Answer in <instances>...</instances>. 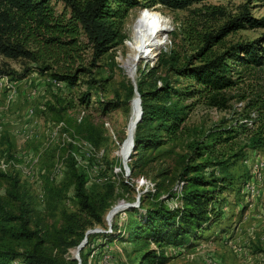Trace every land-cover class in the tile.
I'll use <instances>...</instances> for the list:
<instances>
[{"label":"rangeland","instance_id":"374dc122","mask_svg":"<svg viewBox=\"0 0 264 264\" xmlns=\"http://www.w3.org/2000/svg\"><path fill=\"white\" fill-rule=\"evenodd\" d=\"M49 5L55 16L68 17L69 10L61 0H49ZM243 6L252 18L264 16V0H201L183 9L140 5L128 10L120 20L121 39L99 56H95L82 33L62 45L74 47L72 51L66 49L67 54L50 47L53 49L46 50L35 62L0 56V247L17 254L7 264H20L21 254L34 246L56 264L67 261L74 248L71 244L79 238L78 233L63 232L66 215L77 209L72 196L73 169L83 174L89 200L97 207L105 206L100 223L87 228L101 232L86 236L85 264H142L144 249L161 253L162 264H207L209 259L218 264H264V148L244 150L242 136L231 142L235 150L241 147L240 156L231 158L227 145H217L212 161H219V165L202 171L206 178L226 179V189L210 203L219 213L216 223L202 230L195 240L158 249L130 232L133 222L139 221L136 208L154 200L163 201L169 208L180 206V174L195 156V140L210 145L208 135L218 128L236 123L250 127L255 108L260 101L264 104V59L256 67L239 65L233 60L237 58L227 60L226 66L238 82L222 92L225 108L198 100L187 111L178 139L156 149L139 150L131 159L135 167L127 175L121 163L137 111L136 103L134 111L130 102L131 72L135 69L134 80L143 82V90L159 85L163 79L177 89L193 84L169 70V57L179 65L199 49L209 56L238 43L262 42L264 26H245L218 42H204L228 18L241 13ZM143 10L158 17L166 29L161 35L163 43L153 55L134 64L132 37ZM152 22L145 25L149 28ZM152 35L150 29L146 30V42L152 41ZM41 66L48 68L40 71ZM151 66L156 70L147 76ZM78 67L88 72L80 75L75 85L52 84L53 73ZM85 92L88 100L82 102L79 97ZM121 203L135 208L115 212L108 226L106 212L111 208L117 211ZM20 214L28 230L46 233L44 244L17 238Z\"/></svg>","mask_w":264,"mask_h":264},{"label":"trees","instance_id":"16d2710c","mask_svg":"<svg viewBox=\"0 0 264 264\" xmlns=\"http://www.w3.org/2000/svg\"><path fill=\"white\" fill-rule=\"evenodd\" d=\"M61 1L69 10L67 18L55 16L49 0H0V56L9 59L25 58L35 62L41 59L46 50L53 48H56L59 54H67L66 49L72 51L74 47L62 45L74 41L78 33L83 34L95 56H99L112 47L116 40L121 39L119 22L128 10L140 5L154 4L168 9H183L201 0ZM245 26L248 28L264 26V16L252 18L247 15L243 6L241 13L228 18L214 34H208L204 42L207 43L210 40L218 42L226 34ZM63 38L66 40H62ZM261 41L238 43L218 55L206 56L202 53L203 49H199L179 65H174L172 63L174 57H169L168 61L171 62H169V70L176 76L190 80L194 85L189 84L177 89L163 79L159 85L154 84L149 89L143 90L141 88L143 82L140 80L135 82L141 115L133 133L134 152L127 161L130 173L135 167L131 159L139 150L156 149L180 137L187 111L198 100L203 99L210 106L225 108L226 99L222 92L238 82V78H232V71L226 66V61L237 58L233 60L244 67L262 65L264 38ZM238 54H241V57ZM47 68V66H41L39 70L43 71ZM155 70L156 67L151 66L147 70V76ZM87 72L85 68L78 67L66 73H53L52 76L55 80L72 86L80 75ZM88 95L87 92L83 93L79 100L87 102ZM185 100L192 101L183 105L182 102ZM255 110L256 116L251 120L250 127L236 123L228 128H218L208 135L212 140L210 145L205 141L195 140L192 147L195 156L189 160L190 163L186 164L180 174V177H183L180 178L183 181L179 192L180 206L169 208L163 204V201L154 200L146 207L136 208V211H139V221L133 222L135 224L133 228L129 227L133 237L139 235L143 241L152 242L157 249L181 245L197 239L202 230L209 229L213 223L217 222L219 213L214 211L210 203L213 202L217 193L226 189V185H223L226 179L212 176L206 178L202 171L208 166L219 165V161H212L215 159L213 148L217 145H227L228 150L232 152L229 156L231 158L240 156L241 147L235 150L234 143H231L239 136L243 137L244 150L264 148L263 101L262 103L260 101V106ZM195 160L197 161L193 163ZM71 175L73 177L72 196L77 209L66 215L63 232L67 235L78 233L79 238L71 244L75 247L88 227L94 223H100L101 211L105 206L101 204L97 207L89 200L84 191L85 179L82 173L73 169ZM17 219L19 221L16 229L17 238L25 241L34 239L37 245L46 242V233L41 235V231L28 230L21 214ZM83 250L84 246L78 254L80 264H85ZM16 255L9 248L0 247V264L9 263ZM21 257L20 264H56L39 253L36 246L31 251L21 254ZM163 260L164 256L161 253H155L153 249H144L140 256L142 264H162ZM63 264H76V262L67 259Z\"/></svg>","mask_w":264,"mask_h":264},{"label":"bare ground","instance_id":"6f19581e","mask_svg":"<svg viewBox=\"0 0 264 264\" xmlns=\"http://www.w3.org/2000/svg\"><path fill=\"white\" fill-rule=\"evenodd\" d=\"M152 20H154V22H152L151 24H148L149 25V28H148L145 25V23L147 24L148 22H150ZM160 21L161 20L158 17H154L147 10H143V12L141 13V18H140V20H139V22H138V24L134 30L133 37H132V40H133L132 60H133L134 64L136 62L140 61V59L150 58L153 55V53L156 51V49L163 43L161 41V35L165 31L166 25L161 22L162 23V26H161ZM165 22H167V21H165ZM148 29H150V31L153 34L152 35L153 39L151 42L150 41L146 42V40H145L146 30H148ZM134 70L131 72L132 76L134 74ZM132 102H133L132 107L135 111V101H132ZM123 147H124V145H123ZM120 206H122V205H120ZM121 210L122 209L117 210L116 213L121 211Z\"/></svg>","mask_w":264,"mask_h":264},{"label":"water","instance_id":"95a60500","mask_svg":"<svg viewBox=\"0 0 264 264\" xmlns=\"http://www.w3.org/2000/svg\"><path fill=\"white\" fill-rule=\"evenodd\" d=\"M131 86H132V98L130 100L131 101H135L136 106H137V111L132 119V126H131V130H130V135H129V141H128V145L124 148V156L121 158V163H122V169L124 172V175H127L129 169L127 167V161L129 160L130 155L133 153L134 150V144H133V133H134V129H135V125L138 123V121L140 120V115H141V108H140V100H139V95L136 91V83L134 80L133 76H128ZM124 139L120 145V150L123 149V145L125 143ZM121 207L118 208V210L123 209L125 207H134L133 205H129V204H124L121 203ZM113 208L109 209L106 214H105V221L107 223V225H110V220L112 215L116 212V211H111ZM109 214L108 217H106V215ZM95 232H101L99 229L97 228H93V229H86L83 232V237L80 240V242L70 251V255L67 257V259L73 260L76 262V264H80V259H79V250L84 246L85 242H86V236L89 233H95Z\"/></svg>","mask_w":264,"mask_h":264},{"label":"built area","instance_id":"2783aa9c","mask_svg":"<svg viewBox=\"0 0 264 264\" xmlns=\"http://www.w3.org/2000/svg\"><path fill=\"white\" fill-rule=\"evenodd\" d=\"M52 84L56 87H60L63 85V82L58 81V80H52ZM174 208V207H173ZM219 263V262H218ZM216 261H214L213 259H209L207 260V264H218Z\"/></svg>","mask_w":264,"mask_h":264}]
</instances>
